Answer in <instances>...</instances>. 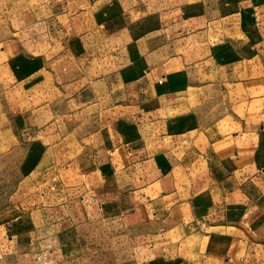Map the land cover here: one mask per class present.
I'll use <instances>...</instances> for the list:
<instances>
[{"label": "crops", "instance_id": "0c3cea01", "mask_svg": "<svg viewBox=\"0 0 264 264\" xmlns=\"http://www.w3.org/2000/svg\"><path fill=\"white\" fill-rule=\"evenodd\" d=\"M260 23L264 0H0V132L48 163L4 223L19 257L61 264L82 229L105 264H264Z\"/></svg>", "mask_w": 264, "mask_h": 264}, {"label": "rangeland", "instance_id": "374dc122", "mask_svg": "<svg viewBox=\"0 0 264 264\" xmlns=\"http://www.w3.org/2000/svg\"><path fill=\"white\" fill-rule=\"evenodd\" d=\"M259 25L264 26V23H260ZM254 32H256L254 39L260 36L263 37L262 33L257 35V31L254 30ZM217 72L221 74V70ZM4 123H6L5 118L0 117V124ZM7 138L8 134L4 138L0 132V236L2 235L9 242L8 245H2L0 242V264H26L28 260L19 256H22L24 250H29V245L26 242L18 245L10 241L11 236L16 233V229L14 227L11 229V227L5 226L4 223L12 221L20 213V211L15 209V203L20 197L17 194V190L21 179L35 170L37 172L38 169L47 167L48 165L46 164L48 163L41 159L44 150L40 151L38 146L35 148L30 144H18L16 141L13 142L14 146H12L10 145L12 138L4 141ZM68 155L69 153L61 154L58 156L57 162L60 163L63 159H67ZM87 234V230L79 229L78 231L74 230L72 233L68 232V234L62 235L61 239L64 244L61 246L57 245L60 250L62 249L66 252L64 253V257L60 253L61 264H105L108 261H113L111 257L107 259L110 255L106 253L109 250L107 241L106 243L101 241L102 237L98 239L96 233ZM97 247H101L105 251V257L97 255V252L94 251ZM125 247L126 245L123 239H121L119 248H117L116 252L112 253H116V255L122 254Z\"/></svg>", "mask_w": 264, "mask_h": 264}]
</instances>
